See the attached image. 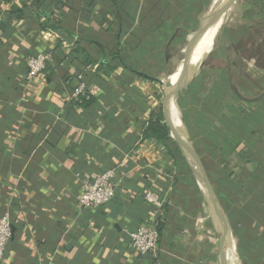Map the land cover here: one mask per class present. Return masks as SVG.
Segmentation results:
<instances>
[{"label": "crops", "instance_id": "1", "mask_svg": "<svg viewBox=\"0 0 264 264\" xmlns=\"http://www.w3.org/2000/svg\"><path fill=\"white\" fill-rule=\"evenodd\" d=\"M211 2L0 0V217L9 213L13 223L4 264H232L164 110V84L204 40ZM179 14L187 18L175 25ZM232 17L244 22L218 33ZM189 19L195 24L186 28ZM257 27L264 28V0L222 1L220 18L210 24L216 43L223 35L213 50L221 72L210 82L205 77V84L224 75L233 92L248 97L235 72L264 74ZM48 49L52 67L29 83L27 58ZM247 58L254 65L245 66ZM205 64L188 74L189 85L176 96L174 111L182 116L179 101L189 99ZM81 83L93 96L86 107L75 97ZM160 111L168 142L146 135ZM172 122L183 131L180 116ZM185 127L225 211V247L238 251L243 264H264V151L243 159V140L237 153L212 163ZM217 166L232 172L221 176L222 183L213 173ZM107 169L116 172V197L98 208L79 207L82 181ZM146 192L158 194L162 208L147 203ZM141 224L160 232L153 255L130 246V234ZM219 226L225 230L223 222Z\"/></svg>", "mask_w": 264, "mask_h": 264}, {"label": "trees", "instance_id": "2", "mask_svg": "<svg viewBox=\"0 0 264 264\" xmlns=\"http://www.w3.org/2000/svg\"><path fill=\"white\" fill-rule=\"evenodd\" d=\"M210 2L211 0H206V5ZM184 10L187 11L186 8ZM186 18L185 14L176 15L173 24H180ZM193 24L195 21L189 19L185 27ZM231 30L232 28H227L225 33ZM205 77L202 72L189 88V99L184 96L179 101L186 126L198 152L205 159L210 156L208 161L212 163L214 160L220 162L237 153L239 144L244 140L246 149L241 153L243 159L251 160L256 154H261L264 151V98L256 102H244L231 90L226 76L221 75L211 84H205ZM250 80L247 81L251 86L258 87ZM257 81L263 85L264 74ZM239 86L245 89L244 92H248L244 83L241 82ZM76 99L86 107L93 101V96L87 90ZM163 121L160 111L150 120L146 135L155 136L164 142L170 141V130ZM208 161L205 162L206 166H209ZM213 173L219 175L220 183L224 181L221 176L232 174L219 166ZM216 190L223 201L222 188L216 185Z\"/></svg>", "mask_w": 264, "mask_h": 264}, {"label": "built area", "instance_id": "3", "mask_svg": "<svg viewBox=\"0 0 264 264\" xmlns=\"http://www.w3.org/2000/svg\"><path fill=\"white\" fill-rule=\"evenodd\" d=\"M3 37L4 30L0 18V45ZM51 51V49L41 51L27 58L28 71L25 78L29 83H32L41 74L48 73L53 62ZM86 91V84L81 83L76 89L75 97L85 94ZM117 189L118 183L116 181L115 169L102 171L82 181L81 190L78 195V205L86 209H94L106 205L116 197ZM143 198L157 209L163 206V200L154 192H146ZM12 224L9 213L0 217V264H4L6 260L7 245L12 238ZM130 238V246L133 250L141 256H150L157 251L160 242V232L150 224H141L131 232Z\"/></svg>", "mask_w": 264, "mask_h": 264}, {"label": "water", "instance_id": "4", "mask_svg": "<svg viewBox=\"0 0 264 264\" xmlns=\"http://www.w3.org/2000/svg\"><path fill=\"white\" fill-rule=\"evenodd\" d=\"M213 4H214V0L211 2L210 6H209V12L207 13L206 19L204 21V27H203L204 39H207L208 37L212 36V32L210 29L211 22L209 19V13L211 11ZM224 27H227V23L223 24L219 27L218 33H221L223 31ZM214 47L211 49V51L207 55L206 59L203 60L199 64L197 69L204 66L206 60L208 59V57L213 52ZM187 76H188V74H186V65H185V62L182 61L180 66L177 68V70L172 75L171 79H167L166 83L164 84V110H165V114H166V120L170 126V129H171L176 141L181 146L183 153L185 154L186 158L188 159L194 175L196 176V178L198 179L199 183L201 184V186L204 190V193L206 195V198L209 202L210 207L212 208V211L214 213V216L216 218L217 223L219 225H221V222L224 223L225 230H224V228H222L221 231H222L223 239H226V236L228 234V228L226 227L227 225H226V219H225V217H226L225 211L223 209L221 201H220L214 187L212 186V184L210 183V181L208 179V176L204 170V167H203L200 159L196 155V153H195V151L191 145L190 139L188 138L187 129L185 127V123H184L181 111H178V113H179V116L182 120L183 131L180 132L172 122V118L176 114V110L174 111V108L178 104L176 96H177L179 91H181L183 88L187 87L190 83V80L187 79ZM172 81L175 82V84H174V87H173V90L171 93V91L169 90V87H170V83ZM234 92L240 99H243L245 101H256V100H259L260 98H262L264 96V91L261 92V94H259L258 96L252 97V98H248V97L243 96L238 89H234ZM225 255L226 256L227 255L232 256L231 258L233 259L234 263L243 264L238 251H236L234 249L227 248Z\"/></svg>", "mask_w": 264, "mask_h": 264}, {"label": "rangeland", "instance_id": "5", "mask_svg": "<svg viewBox=\"0 0 264 264\" xmlns=\"http://www.w3.org/2000/svg\"><path fill=\"white\" fill-rule=\"evenodd\" d=\"M208 12V11H207ZM244 17L241 18L240 20H235L234 22L233 21V17L230 18L228 20V23H227V26L229 27H232V26H239L241 23H243L244 21ZM260 27H262L260 25ZM264 29V28H262ZM261 28H256V35L255 37H257L260 41L259 43V47H258V52H260V55H264V43H263V40H264V30H262ZM221 36V35H220ZM222 38H223V35H222ZM222 38L220 37L219 40L222 41ZM256 38V39H257ZM217 41V43H218ZM216 43V44H217ZM220 44L218 45V47H220ZM213 52L211 53V55L208 57V59L206 60V64H205V67L208 69L206 72H205V76L207 78V80L210 82L212 79L214 78H217V76L220 74L221 70L219 69L221 67V63L218 61V59L214 58L213 57ZM191 56V55H190ZM248 63L250 64H253L254 65V62L251 60H249L248 58L245 59V66H248ZM260 64L263 65L264 64V59L262 61V56H261V61H260ZM176 63L174 62L171 66V71L174 69ZM245 70H242V71H237L235 72V80L237 81L238 85L242 82L244 83V85L246 86V90L248 88V92H244V88L241 89L242 92H244V94L250 98L252 97H256L258 96L259 94H261L262 92V89H263V85H260L259 83H257L258 79L261 77V72L262 70L261 69H256V70H253V68L251 70H246V68H244ZM224 73H225V70H224ZM251 79V80H250ZM247 80H250L252 81L253 83L257 84L258 87H253L251 86ZM215 237H216V234H215Z\"/></svg>", "mask_w": 264, "mask_h": 264}, {"label": "bare ground", "instance_id": "6", "mask_svg": "<svg viewBox=\"0 0 264 264\" xmlns=\"http://www.w3.org/2000/svg\"><path fill=\"white\" fill-rule=\"evenodd\" d=\"M222 1L223 0H214V4L212 6L213 13H212V18H211L210 22H215L220 18L221 13H222ZM216 39H217V35L215 34V35H212L211 37H208L207 39H204L201 43H199L197 49L194 51V53L190 57H188V59L186 61V74H190V73L194 72L195 70H197V67L199 66V64L203 60L206 59V57L209 54V52L211 51V49L215 46ZM171 77H172V75L170 76V78ZM176 115H178V117H179L178 111H176ZM210 215L213 216V218H214L218 238H219L224 250H227V246L225 247V242L223 239L221 228L216 221V218L214 216L212 208L210 209ZM229 257L232 261V264H236L233 262V259L231 258L232 256L229 255Z\"/></svg>", "mask_w": 264, "mask_h": 264}]
</instances>
